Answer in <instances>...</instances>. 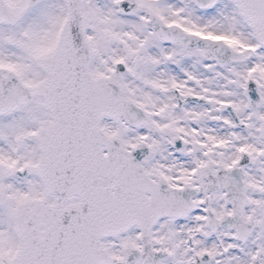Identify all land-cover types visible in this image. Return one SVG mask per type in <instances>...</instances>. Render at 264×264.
<instances>
[{
  "label": "snow or ice",
  "instance_id": "snow-or-ice-1",
  "mask_svg": "<svg viewBox=\"0 0 264 264\" xmlns=\"http://www.w3.org/2000/svg\"><path fill=\"white\" fill-rule=\"evenodd\" d=\"M0 264H264V0H0Z\"/></svg>",
  "mask_w": 264,
  "mask_h": 264
}]
</instances>
